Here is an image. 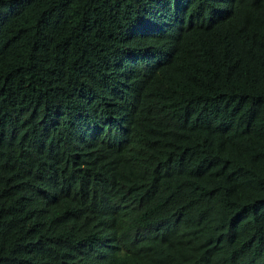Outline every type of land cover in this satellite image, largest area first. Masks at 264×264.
I'll return each mask as SVG.
<instances>
[{"label":"trees","instance_id":"16d2710c","mask_svg":"<svg viewBox=\"0 0 264 264\" xmlns=\"http://www.w3.org/2000/svg\"><path fill=\"white\" fill-rule=\"evenodd\" d=\"M0 264H264V0H0Z\"/></svg>","mask_w":264,"mask_h":264}]
</instances>
